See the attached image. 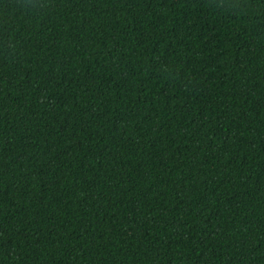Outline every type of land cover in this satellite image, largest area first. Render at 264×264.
Here are the masks:
<instances>
[{
	"label": "trees",
	"instance_id": "obj_1",
	"mask_svg": "<svg viewBox=\"0 0 264 264\" xmlns=\"http://www.w3.org/2000/svg\"><path fill=\"white\" fill-rule=\"evenodd\" d=\"M0 264H264V0H0Z\"/></svg>",
	"mask_w": 264,
	"mask_h": 264
}]
</instances>
